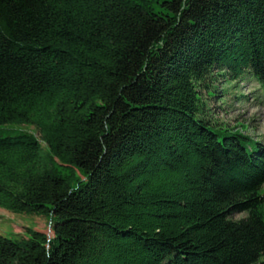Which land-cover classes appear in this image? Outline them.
<instances>
[{"label": "trees", "instance_id": "16d2710c", "mask_svg": "<svg viewBox=\"0 0 264 264\" xmlns=\"http://www.w3.org/2000/svg\"><path fill=\"white\" fill-rule=\"evenodd\" d=\"M245 75L264 0H0V207L52 231L0 264H264V143L201 92Z\"/></svg>", "mask_w": 264, "mask_h": 264}, {"label": "rangeland", "instance_id": "374dc122", "mask_svg": "<svg viewBox=\"0 0 264 264\" xmlns=\"http://www.w3.org/2000/svg\"><path fill=\"white\" fill-rule=\"evenodd\" d=\"M224 78L218 76L216 79V98L210 99L205 90H201L212 111L213 121L229 128L244 124L246 126L244 134L264 143V85L258 83L252 76L245 75L237 82H227L229 84L226 86ZM9 127L34 131L32 127L27 126ZM0 134L3 136L5 132L2 131ZM245 215L244 212L235 214L234 218L239 219ZM26 228L52 236L50 220L46 215L12 213L0 207V235L11 240H19L26 237Z\"/></svg>", "mask_w": 264, "mask_h": 264}]
</instances>
